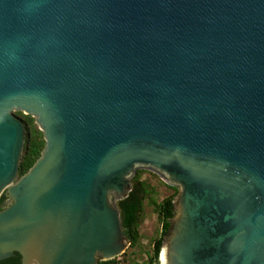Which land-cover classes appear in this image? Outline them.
<instances>
[{"label": "water", "instance_id": "1", "mask_svg": "<svg viewBox=\"0 0 264 264\" xmlns=\"http://www.w3.org/2000/svg\"><path fill=\"white\" fill-rule=\"evenodd\" d=\"M137 169L177 188L158 264H264V0H0V260L119 256Z\"/></svg>", "mask_w": 264, "mask_h": 264}, {"label": "trees", "instance_id": "2", "mask_svg": "<svg viewBox=\"0 0 264 264\" xmlns=\"http://www.w3.org/2000/svg\"><path fill=\"white\" fill-rule=\"evenodd\" d=\"M14 114L22 120L24 125V146L19 158L17 172V178H19L40 156L45 141L43 133L38 128L33 116L24 114L21 111H15ZM143 173H148L151 177L157 179L166 189L163 197L159 198V192L154 185L145 179H141ZM176 193L177 188L165 183L156 173L147 169H137L130 178V186L126 195L115 202L123 232L130 240V243L119 256L99 261L98 264H123L122 259L124 257L130 258L129 264H158V251L170 225L169 219L172 216L173 199ZM3 199L4 195L1 194L0 203ZM145 205L152 207L156 214L159 228L156 230L155 235L150 238L149 248L142 251L145 253V257L137 261L135 255L140 250H136L135 247L140 236L139 225ZM0 264H18V259L11 256L1 259Z\"/></svg>", "mask_w": 264, "mask_h": 264}, {"label": "rangeland", "instance_id": "3", "mask_svg": "<svg viewBox=\"0 0 264 264\" xmlns=\"http://www.w3.org/2000/svg\"><path fill=\"white\" fill-rule=\"evenodd\" d=\"M141 179L147 180L150 184L154 185L156 189L159 192V198L163 197V195L166 193V189L160 184V182L151 177L148 173H143L141 175ZM159 228V224L156 219V214L153 211L152 207L145 205L143 214H142V220L139 225V240L138 244L135 247L138 253L136 252L135 257L137 258V261H140L142 258L145 257V253L142 252L143 250H147L149 248V240L151 237L155 235L156 230ZM128 257H124L123 264H129Z\"/></svg>", "mask_w": 264, "mask_h": 264}, {"label": "flooded vegetation", "instance_id": "4", "mask_svg": "<svg viewBox=\"0 0 264 264\" xmlns=\"http://www.w3.org/2000/svg\"><path fill=\"white\" fill-rule=\"evenodd\" d=\"M8 198L7 197H5L4 196V199L2 200V202L0 203V208L1 207H4L7 203H8ZM172 207H173V205H172ZM173 215H174V212L172 211V216H171V218L173 217ZM170 218V219H171ZM170 219H169V222H170ZM168 231V230H167ZM13 257H15V258H17L18 259V264H20V256H19V254H15V255H13Z\"/></svg>", "mask_w": 264, "mask_h": 264}, {"label": "bare ground", "instance_id": "5", "mask_svg": "<svg viewBox=\"0 0 264 264\" xmlns=\"http://www.w3.org/2000/svg\"><path fill=\"white\" fill-rule=\"evenodd\" d=\"M163 256H161V260H162Z\"/></svg>", "mask_w": 264, "mask_h": 264}]
</instances>
